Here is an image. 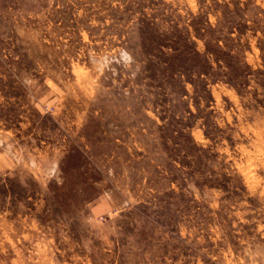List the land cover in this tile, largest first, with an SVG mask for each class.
Segmentation results:
<instances>
[{"label":"rangeland","instance_id":"rangeland-1","mask_svg":"<svg viewBox=\"0 0 264 264\" xmlns=\"http://www.w3.org/2000/svg\"><path fill=\"white\" fill-rule=\"evenodd\" d=\"M0 264H264V0H0Z\"/></svg>","mask_w":264,"mask_h":264},{"label":"trees","instance_id":"trees-1","mask_svg":"<svg viewBox=\"0 0 264 264\" xmlns=\"http://www.w3.org/2000/svg\"><path fill=\"white\" fill-rule=\"evenodd\" d=\"M229 67H230V70H232V71H233V69H232V67H233V66L229 65Z\"/></svg>","mask_w":264,"mask_h":264}]
</instances>
